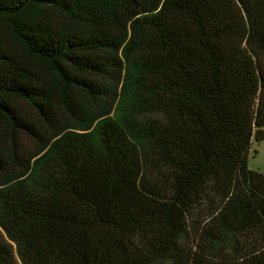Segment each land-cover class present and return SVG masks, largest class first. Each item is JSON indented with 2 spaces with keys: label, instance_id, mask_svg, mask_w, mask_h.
<instances>
[{
  "label": "trees",
  "instance_id": "1",
  "mask_svg": "<svg viewBox=\"0 0 264 264\" xmlns=\"http://www.w3.org/2000/svg\"><path fill=\"white\" fill-rule=\"evenodd\" d=\"M263 138L264 0H0V264H264Z\"/></svg>",
  "mask_w": 264,
  "mask_h": 264
},
{
  "label": "rangeland",
  "instance_id": "2",
  "mask_svg": "<svg viewBox=\"0 0 264 264\" xmlns=\"http://www.w3.org/2000/svg\"><path fill=\"white\" fill-rule=\"evenodd\" d=\"M25 147L31 149L29 141L25 142ZM247 164L252 169H258L264 173V138L252 140L247 151Z\"/></svg>",
  "mask_w": 264,
  "mask_h": 264
}]
</instances>
